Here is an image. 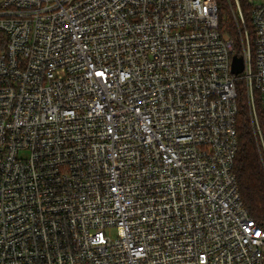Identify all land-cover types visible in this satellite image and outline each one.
Listing matches in <instances>:
<instances>
[{"label":"built area","instance_id":"1","mask_svg":"<svg viewBox=\"0 0 264 264\" xmlns=\"http://www.w3.org/2000/svg\"><path fill=\"white\" fill-rule=\"evenodd\" d=\"M248 1L0 0V264H264L234 171L237 81L259 132L264 105Z\"/></svg>","mask_w":264,"mask_h":264},{"label":"trees","instance_id":"2","mask_svg":"<svg viewBox=\"0 0 264 264\" xmlns=\"http://www.w3.org/2000/svg\"><path fill=\"white\" fill-rule=\"evenodd\" d=\"M246 19L251 25V4L248 0H240ZM221 28L230 35H237L238 28L233 19L223 21ZM7 37L0 31V51L5 49ZM235 52L243 53L241 43L236 45ZM242 84H239V83ZM238 92L237 130L239 149L234 171L242 198L251 215L260 223H264V105L259 90H255L254 98L259 119L260 131L253 122L247 85L244 80L236 83Z\"/></svg>","mask_w":264,"mask_h":264},{"label":"rangeland","instance_id":"3","mask_svg":"<svg viewBox=\"0 0 264 264\" xmlns=\"http://www.w3.org/2000/svg\"><path fill=\"white\" fill-rule=\"evenodd\" d=\"M221 17L223 21H231V19H233L231 8L227 4H224L223 2H221ZM239 84L242 83L240 82ZM109 234L112 237H114L116 234V230L114 229L109 230Z\"/></svg>","mask_w":264,"mask_h":264},{"label":"water","instance_id":"4","mask_svg":"<svg viewBox=\"0 0 264 264\" xmlns=\"http://www.w3.org/2000/svg\"><path fill=\"white\" fill-rule=\"evenodd\" d=\"M245 59L244 56L235 54L233 57L232 71L234 74L238 75L244 71Z\"/></svg>","mask_w":264,"mask_h":264},{"label":"snow or ice","instance_id":"5","mask_svg":"<svg viewBox=\"0 0 264 264\" xmlns=\"http://www.w3.org/2000/svg\"><path fill=\"white\" fill-rule=\"evenodd\" d=\"M257 235H259V233H257Z\"/></svg>","mask_w":264,"mask_h":264}]
</instances>
